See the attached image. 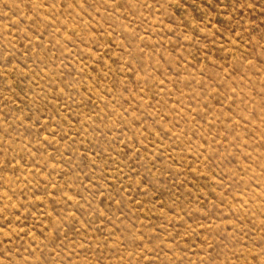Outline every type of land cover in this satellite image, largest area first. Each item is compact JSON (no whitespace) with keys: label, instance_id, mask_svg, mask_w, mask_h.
<instances>
[{"label":"rangeland","instance_id":"rangeland-1","mask_svg":"<svg viewBox=\"0 0 264 264\" xmlns=\"http://www.w3.org/2000/svg\"><path fill=\"white\" fill-rule=\"evenodd\" d=\"M0 264H264V0H0Z\"/></svg>","mask_w":264,"mask_h":264}]
</instances>
